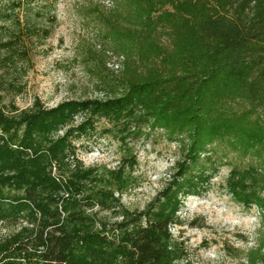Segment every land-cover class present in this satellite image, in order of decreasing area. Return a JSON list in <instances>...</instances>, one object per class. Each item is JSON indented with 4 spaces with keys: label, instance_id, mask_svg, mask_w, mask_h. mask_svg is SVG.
<instances>
[{
    "label": "trees",
    "instance_id": "16d2710c",
    "mask_svg": "<svg viewBox=\"0 0 264 264\" xmlns=\"http://www.w3.org/2000/svg\"><path fill=\"white\" fill-rule=\"evenodd\" d=\"M119 6L98 14L108 53L125 59L121 77L96 69L107 98L53 108L36 99L25 109L0 98V232L8 231L0 264H188L171 229L182 225L189 197L207 194L229 153L250 161L232 168L226 187L261 212L260 239L246 264H264V0ZM30 7L15 0L0 14V33L15 23L11 38L0 39V73L26 77L27 41L51 35L40 32ZM5 87L23 92L1 81ZM160 130L180 145L181 158L155 198L131 210L122 197L137 184L132 144ZM98 133L121 145L117 167L79 158L75 143Z\"/></svg>",
    "mask_w": 264,
    "mask_h": 264
},
{
    "label": "rangeland",
    "instance_id": "374dc122",
    "mask_svg": "<svg viewBox=\"0 0 264 264\" xmlns=\"http://www.w3.org/2000/svg\"><path fill=\"white\" fill-rule=\"evenodd\" d=\"M13 1L0 0V14ZM25 1L31 2L30 9L26 11L33 20H39L37 26L40 32L44 28L50 29L51 35L46 39L27 41L25 47L32 58L26 77L0 73V83L3 81L5 86L10 83L23 88L20 95L17 89L4 91L6 87L0 88L2 102H12L25 109L40 99L46 107L53 108L70 99L107 98L100 89L96 69L105 67L104 72L121 77L125 59L108 53L109 47L104 44L103 24L98 14L116 10L121 0ZM21 14L23 21L26 15ZM52 17L57 19L53 25L49 22ZM14 26L15 23L9 22L0 33V39L11 38ZM105 61L106 64H103ZM77 120L80 122L81 118ZM106 126L102 122L99 129ZM75 144L77 154L86 166L115 168L123 156L121 145L103 134L81 138ZM132 145L139 161L134 173L137 184L123 195L122 202L131 210H143L167 183L182 153L180 145L168 141L161 130ZM222 151L223 148L219 150L220 159L227 154ZM249 164L248 159L229 153L222 160L207 194L191 196L185 201L179 213L182 225L171 230L174 237L183 241L188 264H246L247 253L256 249L260 239L261 212L256 206L248 209L235 201L226 187L232 168L247 167ZM7 232L3 229L0 237Z\"/></svg>",
    "mask_w": 264,
    "mask_h": 264
}]
</instances>
